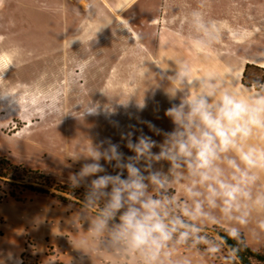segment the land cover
Segmentation results:
<instances>
[{"label": "rangeland", "instance_id": "rangeland-1", "mask_svg": "<svg viewBox=\"0 0 264 264\" xmlns=\"http://www.w3.org/2000/svg\"><path fill=\"white\" fill-rule=\"evenodd\" d=\"M193 11L215 22L219 35L212 46L197 45L200 34L191 24ZM244 60L253 64L241 81L238 72ZM262 60L264 0H0V154L40 170L44 179L33 175L26 181L55 192L70 186L69 177L85 162L73 159L86 154L91 142L110 139L131 156L122 133L135 129L139 135L142 130L160 141L148 123L172 130L165 111L179 99L170 100L166 91L178 85L168 84L166 77L175 74L179 63H186L197 79L213 73L226 86L233 87L235 80V88L241 89L263 82L264 68L254 64ZM161 75L165 79L160 80ZM91 101L111 103L114 112L82 119ZM104 166L115 174L110 165ZM71 189V195H64L67 200L29 190L18 191V200L4 187L0 209L81 208L85 188ZM201 226L224 228L218 223ZM240 232L247 244L264 253V232ZM216 246L215 253L178 246L173 260L186 256L192 264H230L226 249ZM32 257L24 252L23 264H37Z\"/></svg>", "mask_w": 264, "mask_h": 264}, {"label": "clouds", "instance_id": "clouds-1", "mask_svg": "<svg viewBox=\"0 0 264 264\" xmlns=\"http://www.w3.org/2000/svg\"><path fill=\"white\" fill-rule=\"evenodd\" d=\"M191 24L200 34L197 45L212 46L219 35L215 22L193 11ZM174 71L166 77L168 84L178 85L166 91L170 100L179 99L165 111L172 130L147 124L162 140L142 130L136 135L133 129L121 134L133 155L126 156L119 143L107 139L91 142L86 154L73 159L85 162L69 177L70 186H83L85 193L71 223L77 232L88 226L73 247L90 258L106 253L117 264H192L187 257L174 261L173 253L190 242H207L203 223L224 220L231 225L228 235L239 240L240 228L248 226L252 212L264 211V190L254 191L264 173V82L236 89L235 80L230 88L213 73L193 77L186 63ZM113 112L111 103L91 101L82 119ZM176 186L184 199L177 200ZM257 227L264 230V220L257 221ZM218 250L212 241L208 251Z\"/></svg>", "mask_w": 264, "mask_h": 264}, {"label": "crops", "instance_id": "crops-1", "mask_svg": "<svg viewBox=\"0 0 264 264\" xmlns=\"http://www.w3.org/2000/svg\"><path fill=\"white\" fill-rule=\"evenodd\" d=\"M249 64L253 63L249 60L242 62L241 81L250 66ZM254 64L261 65V62L254 61ZM251 86L253 83L242 87L246 89ZM260 143L264 145V139ZM175 188L176 195L181 200L184 199L181 187L176 186ZM261 190H264V173L261 174L260 184L254 189V191ZM79 211L81 208L68 205H7L2 207L0 209V219L3 220L0 222V264H16L17 260L23 264L22 254L24 252L37 258V264H117L116 259L109 254L97 255L93 253L90 258L73 247L81 237L86 235L83 231H86L88 227L87 224H84L83 231L79 232L73 227L71 218ZM259 220H264V211L254 210L248 226L241 227L240 230L245 231L246 236L252 235L253 231L263 234L264 230L257 227ZM203 224L210 225L212 223ZM218 224L226 229L231 227L224 220H220ZM76 228H79V223L76 224ZM28 240H31L32 243H29ZM50 249L53 254H48Z\"/></svg>", "mask_w": 264, "mask_h": 264}, {"label": "trees", "instance_id": "trees-1", "mask_svg": "<svg viewBox=\"0 0 264 264\" xmlns=\"http://www.w3.org/2000/svg\"><path fill=\"white\" fill-rule=\"evenodd\" d=\"M33 175H37L36 178L38 180L45 178V175L40 170L27 168L22 164H16L6 156L0 154V189L9 187V193L12 197L20 200L18 191L20 193L25 190L42 194H51L63 200H67L64 195H71L70 191H72V189L68 185L57 187L56 191L51 193L49 189L41 186L40 182L30 183L26 181ZM203 228L205 231L202 233V236L207 237V242L202 239L199 246L191 242L187 246H195L207 252L209 245L214 241L215 244L219 243L226 249L228 253L226 255V261L230 264L264 263V253L249 246L243 236H241L239 240H236L228 235V230L220 226ZM214 235H218L219 239H216Z\"/></svg>", "mask_w": 264, "mask_h": 264}, {"label": "bare ground", "instance_id": "bare-ground-1", "mask_svg": "<svg viewBox=\"0 0 264 264\" xmlns=\"http://www.w3.org/2000/svg\"><path fill=\"white\" fill-rule=\"evenodd\" d=\"M261 65L264 67V61L261 62ZM238 68H239V67H238ZM242 70H243V67L241 66V68H240V70H239V72H238L239 77L241 76ZM238 75H237V76H238Z\"/></svg>", "mask_w": 264, "mask_h": 264}]
</instances>
